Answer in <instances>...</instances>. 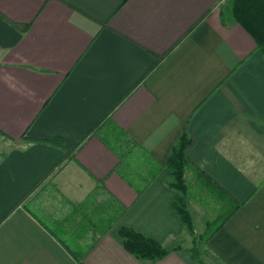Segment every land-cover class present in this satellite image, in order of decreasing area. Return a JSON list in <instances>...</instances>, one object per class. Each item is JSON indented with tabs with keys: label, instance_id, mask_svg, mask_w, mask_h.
<instances>
[{
	"label": "crops",
	"instance_id": "1",
	"mask_svg": "<svg viewBox=\"0 0 264 264\" xmlns=\"http://www.w3.org/2000/svg\"><path fill=\"white\" fill-rule=\"evenodd\" d=\"M231 3L0 0V264H264V59Z\"/></svg>",
	"mask_w": 264,
	"mask_h": 264
},
{
	"label": "trees",
	"instance_id": "2",
	"mask_svg": "<svg viewBox=\"0 0 264 264\" xmlns=\"http://www.w3.org/2000/svg\"><path fill=\"white\" fill-rule=\"evenodd\" d=\"M231 16L235 23L239 24L252 37L256 48L260 51L264 59V0H232ZM101 124L102 121L95 125L93 130L99 128ZM50 143L55 144L54 141H50ZM191 145L192 138L184 130L171 148L165 167L168 169V174L171 179L168 186L176 192V196L172 202L173 210L183 226L192 235L193 227L187 209V187L184 181L185 170L190 164L187 152ZM224 220L207 225V231L204 235L206 241L214 229L218 228ZM117 234L122 240L124 250L141 261L153 262L162 258L167 253L160 243L137 233L131 228L121 227ZM198 254L196 248L193 249V258L201 263Z\"/></svg>",
	"mask_w": 264,
	"mask_h": 264
}]
</instances>
